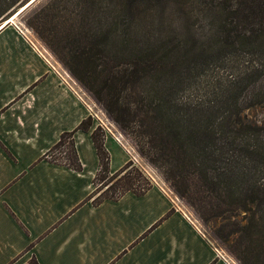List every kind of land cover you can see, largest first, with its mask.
<instances>
[{"label":"trees","instance_id":"1","mask_svg":"<svg viewBox=\"0 0 264 264\" xmlns=\"http://www.w3.org/2000/svg\"><path fill=\"white\" fill-rule=\"evenodd\" d=\"M25 1L0 0V21ZM99 1L42 0L40 15L26 24L132 136L139 154L162 169L200 219L244 212L247 220L239 230L246 252L259 260L264 252V124L245 122L241 110L264 103V0H216L224 14L215 36H193V41L190 36H136L140 44L129 28L147 13L148 0H105L118 6L126 36H112L111 19L105 22L107 36H98L92 20ZM50 10L68 13L62 27L52 22ZM91 125L88 115L62 132L44 157L80 170L73 134ZM91 138L99 158L89 196L93 203L127 191L142 194L151 186L131 159L110 171L98 126ZM100 186L104 189L93 197ZM27 264L38 262L32 257Z\"/></svg>","mask_w":264,"mask_h":264},{"label":"crops","instance_id":"2","mask_svg":"<svg viewBox=\"0 0 264 264\" xmlns=\"http://www.w3.org/2000/svg\"><path fill=\"white\" fill-rule=\"evenodd\" d=\"M91 109L20 25L0 29V264H233L157 184L92 202L96 123L73 134L80 170L44 157ZM104 146L112 172L131 159L108 132Z\"/></svg>","mask_w":264,"mask_h":264},{"label":"rangeland","instance_id":"3","mask_svg":"<svg viewBox=\"0 0 264 264\" xmlns=\"http://www.w3.org/2000/svg\"><path fill=\"white\" fill-rule=\"evenodd\" d=\"M40 1L42 0L35 1L19 13L13 21L20 25L23 28V32L31 36L36 44L42 47L48 55L75 80L78 86H80L84 97L91 105L92 122L96 123V126H98L99 130L104 134L106 132L110 133L128 148L133 164L145 174L149 182L159 185L168 193H172L175 206L185 211L194 223L204 232L207 238L223 255L228 257L233 264H264V252L259 255V260L253 256L250 257L246 252L244 233L239 230L247 220L244 212H240L239 215L236 216L219 215L209 216L205 220L200 219L193 209L174 192L170 184L164 178L162 169L153 165L139 154L132 136L120 129L112 121L102 106L76 81L40 37L27 26L26 21L32 20L36 13L40 15ZM216 3V0H148L147 13L135 19L137 22L133 23L129 28V36H134L133 39L137 44L141 43L137 38L139 36H190L189 41H193V36H215L214 34L220 16L224 14V12L220 13L218 7H215ZM19 7L20 6L15 10ZM96 12V17L92 22L94 28H98V36H107L105 22L110 19L114 22L112 24V36H126L124 18L118 6L115 4H107L105 0H101L96 4ZM49 13L55 14V18L52 19V22H56V25L62 27L64 17L68 13L58 10H50ZM90 36H94L93 33H91ZM181 94L183 95L184 92H181ZM241 117L248 123L255 125L264 124V103L244 107L241 110ZM101 188L104 189V187L100 186L94 191L92 196L97 197L102 191ZM255 236L258 235L255 234ZM242 250L244 251L242 252ZM237 256H240L241 260L238 259Z\"/></svg>","mask_w":264,"mask_h":264},{"label":"bare ground","instance_id":"4","mask_svg":"<svg viewBox=\"0 0 264 264\" xmlns=\"http://www.w3.org/2000/svg\"><path fill=\"white\" fill-rule=\"evenodd\" d=\"M24 7V6H23ZM20 7L19 10H17L16 12L12 13L9 17H7L5 20H3L0 24V29L2 27H4L5 25H7L9 22L13 21V19L19 14L20 10L23 8Z\"/></svg>","mask_w":264,"mask_h":264},{"label":"water","instance_id":"5","mask_svg":"<svg viewBox=\"0 0 264 264\" xmlns=\"http://www.w3.org/2000/svg\"><path fill=\"white\" fill-rule=\"evenodd\" d=\"M35 1H37V0H26L23 4L20 5V7H23V6H24V7L20 10L19 13H21L23 10H25L27 7H29L31 4H33ZM20 7H19V8H20ZM17 10H19V9H17ZM17 10H15L14 12H16ZM14 12H13V13H14ZM11 14H12V13H11ZM11 14H10V15H11ZM10 15H9V16H10ZM6 18H7V17H6ZM6 18H5V19H6ZM5 19H3V20H5ZM3 20H2V21H3ZM2 21H1V22H2ZM1 22H0V24H1Z\"/></svg>","mask_w":264,"mask_h":264},{"label":"built area","instance_id":"6","mask_svg":"<svg viewBox=\"0 0 264 264\" xmlns=\"http://www.w3.org/2000/svg\"><path fill=\"white\" fill-rule=\"evenodd\" d=\"M165 190V189H164ZM186 213V212H185ZM187 215V214H186ZM188 216V215H187ZM189 217V216H188Z\"/></svg>","mask_w":264,"mask_h":264}]
</instances>
